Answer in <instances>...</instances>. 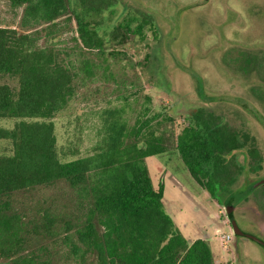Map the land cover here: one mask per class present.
I'll list each match as a JSON object with an SVG mask.
<instances>
[{
    "label": "trees",
    "instance_id": "obj_1",
    "mask_svg": "<svg viewBox=\"0 0 264 264\" xmlns=\"http://www.w3.org/2000/svg\"><path fill=\"white\" fill-rule=\"evenodd\" d=\"M8 1L24 11L21 30L0 28V119L20 120L11 130L0 128V141L14 147L12 155L0 156V259L6 264H214L210 245L190 242L167 213L165 184L154 185L146 160L167 147L153 126L160 115L147 118L150 108L134 126L128 105L107 109L94 154L68 163L59 159L53 119L81 89L115 80L109 57L117 54L107 53L96 30L113 7L111 0ZM149 32L157 33L155 22L129 12L113 37L145 41ZM70 33V41L64 40ZM190 119L177 136L180 158L231 221L237 204L233 186L247 165L252 173L261 166L255 163L260 161L256 141L214 110H199ZM60 185L71 192L62 205L53 198L50 206L35 201L38 192ZM221 195L228 201L221 202Z\"/></svg>",
    "mask_w": 264,
    "mask_h": 264
},
{
    "label": "rangeland",
    "instance_id": "obj_2",
    "mask_svg": "<svg viewBox=\"0 0 264 264\" xmlns=\"http://www.w3.org/2000/svg\"><path fill=\"white\" fill-rule=\"evenodd\" d=\"M111 2L113 7L105 11L96 30L105 39L107 53L117 54L109 57L115 80L81 89L53 119L60 161L68 163L94 154L107 109L128 105L127 118L134 126L145 108H150L147 118L160 115L153 126L165 138L167 152L148 158L146 164L155 187L165 184L164 207L175 224L190 242L201 239L210 245L214 264H264V251L247 238L234 236L229 244H222L223 235L232 231L225 206L197 184L177 150V136L192 121L191 115L214 110L231 126L250 133L264 159V127L253 115L257 112L264 117V91L258 105L253 93L258 80L241 70L244 55L264 53V0ZM113 10L117 12L114 18ZM23 11L0 0V28L21 30ZM129 12L149 16L157 33L149 32L145 41L114 38V28ZM71 35L63 39L70 41ZM19 122L0 119V128L11 130ZM13 151L11 142L0 141V156H10ZM239 161H244L243 155ZM262 176L264 164L257 174L247 170L241 175L233 186L234 202L244 198ZM70 193L60 185L38 192L35 201H48L50 206L53 198L62 205ZM248 200L237 206L235 218L243 231L260 236L259 231L264 233V188ZM0 264L6 262L0 259Z\"/></svg>",
    "mask_w": 264,
    "mask_h": 264
},
{
    "label": "flooded vegetation",
    "instance_id": "obj_3",
    "mask_svg": "<svg viewBox=\"0 0 264 264\" xmlns=\"http://www.w3.org/2000/svg\"><path fill=\"white\" fill-rule=\"evenodd\" d=\"M249 56V55H248ZM251 58V59H250ZM263 58V59H262ZM247 59H250V60H247ZM243 63H244V66L241 67V70H242V73L245 75V76H250V75H253V78L254 79H257L258 80V83L255 84V88L253 93H254V96L258 98V102L257 104L259 105V102H263V94H261V91H264V82H262V80H264V77H260V73L264 71V53L263 52H257L255 55L253 56H249V58H247L246 56H244V60H243ZM245 79H247L246 77H244ZM256 85L258 86L256 88ZM262 99V100H261ZM263 104V103H262ZM253 115L254 117L263 125L264 127V117H262L259 113L257 112H253ZM224 119L226 120L227 122V119L226 117L223 115ZM228 123V122H227ZM229 124V123H228ZM230 125V124H229ZM256 149L258 151V154H259V162H255L256 165L260 164L261 166L253 172V174H257L259 173L260 171L263 170V164H264V159L261 155V152L260 150L257 148L256 146ZM242 163H245V158H244V161ZM250 168L249 165L246 166V170H248ZM245 170V172L243 174H247V171ZM250 171V170H249ZM248 171V172H249ZM242 174V175H243ZM241 176V175H240ZM263 177V176H262ZM258 178L254 181L253 185L251 186L250 190H249V193L244 196V198H242L240 201H238V203L236 204V208L235 210H233V218L236 217V209H237V206L240 205L242 202H247L249 201V196L251 194H253L255 191L259 190V189H262L264 188V183H262L264 181V177L262 178ZM240 178V177H239ZM238 178V179H239ZM262 178V179H261ZM228 197L227 196H224V195H221L219 196V200L221 202H227L228 201ZM236 219V218H235ZM237 221V219H236ZM238 223V221H237ZM239 225V223H238ZM240 227V226H239ZM241 228V227H240ZM245 232V231H244ZM247 233V232H246ZM260 234V236H256L257 238H259L260 240H262L264 242V233H262L261 231L258 232ZM236 238V236H235ZM252 241V240H250ZM254 242V241H253ZM256 243V242H255ZM263 251H264V246L259 244V243H256Z\"/></svg>",
    "mask_w": 264,
    "mask_h": 264
},
{
    "label": "water",
    "instance_id": "obj_4",
    "mask_svg": "<svg viewBox=\"0 0 264 264\" xmlns=\"http://www.w3.org/2000/svg\"><path fill=\"white\" fill-rule=\"evenodd\" d=\"M262 183H264V181ZM231 227H232L234 236L244 237V238H247L248 240H252V241H254L256 243H259V244L264 246V242L262 240H260L259 238H257L254 235H251V234H248V233L244 232L239 227V225H238V223H237L235 218H232V220H231Z\"/></svg>",
    "mask_w": 264,
    "mask_h": 264
},
{
    "label": "built area",
    "instance_id": "obj_5",
    "mask_svg": "<svg viewBox=\"0 0 264 264\" xmlns=\"http://www.w3.org/2000/svg\"><path fill=\"white\" fill-rule=\"evenodd\" d=\"M234 234H233V230L231 231L230 235H223V245L229 244L232 240H233Z\"/></svg>",
    "mask_w": 264,
    "mask_h": 264
}]
</instances>
